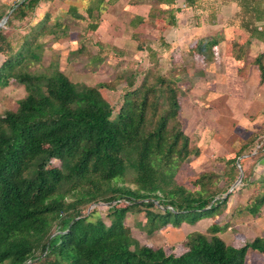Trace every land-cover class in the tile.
<instances>
[{
  "label": "trees",
  "instance_id": "trees-1",
  "mask_svg": "<svg viewBox=\"0 0 264 264\" xmlns=\"http://www.w3.org/2000/svg\"><path fill=\"white\" fill-rule=\"evenodd\" d=\"M40 1L15 2L8 8L5 26L10 20L29 17ZM215 2L233 4L237 10L225 54L244 63L237 68L238 76L254 68L257 86H261L264 0ZM160 4L167 8L161 9ZM108 5L106 0H88L84 17L73 7L67 13L76 20L86 19L90 35ZM174 5V0H155L147 14L160 41L161 32L175 24L180 6ZM181 5L193 12L205 11V0H182ZM156 17L161 26H156ZM207 18L212 24L215 12L210 11ZM135 19L141 24V18ZM48 20L44 14L22 35L16 49L0 29V89L14 82L24 91L16 108L0 115V264H245L249 251L263 257L264 235L240 246L227 245L217 236L220 229L215 224L207 228L208 237L199 232L187 234L178 253L165 245H141L132 238L124 224L127 214H141L140 229L151 237L167 227L177 229L216 218L229 197L223 196L228 188H220L218 175L211 171L198 173L190 189L173 180L180 165L199 155L179 117L181 100L187 94L186 82L180 78L187 75V69L171 60L167 74H161L150 58L142 73L122 70L95 86L71 82L52 65L46 74L31 73L25 65L38 59L37 40L46 35L58 37ZM140 40L134 38L136 50L146 48L152 57L151 49ZM222 40V32L217 31L192 42L188 54L203 62ZM252 41L260 47L245 63ZM109 50L123 55L115 47ZM78 51H84L82 45ZM117 85L122 87L112 117L114 110L99 89L113 91ZM263 135L264 129L250 133L232 158H215L224 163L228 185L236 180V167L245 160L237 162V158L260 156ZM98 204L105 206L107 224L95 208L87 212ZM263 204L264 182L258 184L244 210L255 218Z\"/></svg>",
  "mask_w": 264,
  "mask_h": 264
},
{
  "label": "rangeland",
  "instance_id": "rangeland-1",
  "mask_svg": "<svg viewBox=\"0 0 264 264\" xmlns=\"http://www.w3.org/2000/svg\"><path fill=\"white\" fill-rule=\"evenodd\" d=\"M19 1L0 0V14L5 13L3 17L6 16L7 18L10 11L8 8ZM126 1L120 0L115 5H108L98 20V26L100 24L103 25L104 21L106 25L104 24L103 30H99L97 27L96 31L90 35L86 34V25L88 23L86 19L76 20L67 13V9L73 7L76 14L84 17L83 9L87 6L88 0H42L29 17L22 21L10 20L7 26H5L4 22L2 29L12 48L16 49L22 35L37 23L44 14H48V26L54 29L58 37L53 38L50 35H46L37 40L38 48L34 49V52L37 54L38 59L37 61H27L25 65L27 71L46 74L48 66L52 65L51 67L62 72L71 82L95 86L101 82L111 80L112 76L119 74L122 70L129 73L137 71L138 73H142L148 67L149 58H147L146 53L143 51L134 50L136 43L133 39H128V29L121 33V27L115 25L114 29L110 30L111 25H109V22H112L116 18L118 22H121L125 26L126 22L131 20L134 15L140 14L144 16L148 9L147 5L151 6L155 4V0L152 2H150L151 0H133L134 3ZM180 1L174 0V6L179 7L181 5ZM135 4H138L136 8L133 7ZM159 7L161 9L167 8V6L162 4ZM204 9L203 17L208 19L207 14L210 11H214L215 18L218 19L217 25H220L216 28H209L208 32L213 33L215 29L219 27L223 29L226 26L225 28L228 31L226 32L227 41L229 42L232 38L233 30L231 28L236 24L234 22V15L237 12L236 8L233 5L230 6V4L218 5L215 0H205ZM199 12V10L193 12L180 7L179 13L176 14L180 21V27L177 29L180 31L187 29L196 32L195 21L190 16L198 15L201 17V12ZM157 20V24L155 22L156 26H161L162 21L159 18ZM230 23H232V26L228 25ZM125 27L127 28V25ZM142 29H144L146 36L141 34L142 31H139L141 35L138 37L141 40L143 39L142 41H146V47H150V49L155 51L157 49V42L159 41L155 25L154 28L151 26V28ZM110 33L117 36L115 35V38L111 37ZM138 37L137 39H139ZM141 40L140 42H142ZM186 44L190 45L189 43ZM81 45L84 48L83 52L78 51ZM110 45L116 48L125 47L127 50L122 49L123 47L121 48L124 54L123 58L112 53L109 50ZM182 45H185L184 42H182ZM259 47L260 45L257 42L253 43V47L248 49L245 63L249 62L257 54ZM187 50L186 53L188 55ZM177 53L178 50H174L169 55L160 56L161 74H167L172 61H177ZM208 54L206 55V60H208ZM224 55L227 57L225 51ZM191 58L193 59L190 60L192 62L190 67L192 71H187V75L180 78L182 82H186L187 80L184 86L187 89V94L181 100L179 117L184 134L188 137L190 145L198 148L199 155L191 157L180 165L173 180L177 185L190 189L191 181L198 173L214 172L219 177L218 186L220 188H228L223 195H229L227 203L220 211V214L214 219H203L194 225L182 224L177 229L167 227L161 229L151 237H147L140 229L143 223L141 214H127L124 220V224L130 229L132 238L139 244L151 246L165 245L176 253L180 250V244L185 240L187 234L199 232L208 237L207 228L212 224L218 226L220 231L217 233V236L227 245L240 246L243 243L250 242L255 237L264 235V204L259 210V215L255 218H252L244 210L245 205L256 192L258 184L264 182V149L259 154L260 156L256 155L245 158L246 155H243L245 157L237 161L245 159L242 162V166H237L239 169L236 167V171L238 172L237 178L229 185L224 174L226 170L224 163L215 159L216 157L224 159L232 158L239 145L243 142V139L250 132H258L264 129V84L261 88H256L255 78H253V83L249 84L253 88V105L251 106L249 104L244 105L245 103H249V101L241 103L239 98L234 96V94H237L235 86V90L231 91L228 89L227 94L223 91V100L217 102V109L219 111H215L214 114L210 111L209 107L211 104L208 96H202L203 87L201 86V80L195 79L201 77L202 69L199 67L206 60L202 62L199 58ZM1 59L2 57L0 56V61ZM176 63L180 64L178 61ZM194 63L196 64L193 65ZM121 87L122 85H117L113 91L99 89L101 96L111 104L114 110L112 117L115 115L119 105ZM212 88L210 87V89ZM191 89L192 91H190ZM205 89L208 90V87L205 86ZM248 94L250 96L251 93L249 92ZM23 95L22 86L14 82H9L6 87L1 88L0 115L4 110H14L16 108V100L20 99ZM243 108L245 109L244 112L241 111ZM262 139H264V135ZM252 154L254 155L253 151ZM238 170H240L241 174ZM242 172H244L243 175ZM239 175L240 180L242 178L246 179L244 183L239 182ZM93 208H95L101 220L107 224L103 214L105 206L100 204L90 206L87 212ZM31 264L39 263L33 262ZM245 264H264V256L261 257L255 252L249 251Z\"/></svg>",
  "mask_w": 264,
  "mask_h": 264
},
{
  "label": "crops",
  "instance_id": "crops-1",
  "mask_svg": "<svg viewBox=\"0 0 264 264\" xmlns=\"http://www.w3.org/2000/svg\"><path fill=\"white\" fill-rule=\"evenodd\" d=\"M106 1L109 2V5H115L116 3L120 2V0H115V3H114V0H106ZM152 1L153 0H151L150 2H152ZM126 2H129V0H127ZM181 2H182V0L180 1V3ZM132 3H134V2H132ZM127 4H130V3H127ZM135 5H133L134 8H136L138 4H135ZM231 5H233V4H230V6ZM150 7L151 6L147 5L148 9H147V12L144 16L137 14V15H134L131 20L126 22L125 26L127 25V28L121 22H118L116 20V18H114V20L112 22L111 21L109 22V25H111L110 30L114 29L115 25H117V26L119 25L121 27L120 32L123 33L126 29H128V31H129L128 39H133V40H134V38H137L138 36L140 37L141 34L145 35L144 29H142V28L146 29L147 27L151 28V26H152L151 21L147 19V14L149 12ZM202 14H203V11L201 12V15ZM138 17L142 19V22L139 25H137L136 19H135ZM190 17L193 18L195 21V25H196V29H197L196 32H193V30L189 31L187 29L186 30L182 29V31L177 29L178 27H180V25H179L180 21L178 19V16L175 14V24L172 27H166L161 32L160 36L162 37V40L161 41L159 40L157 42V49H155V51H153L151 49L153 56L152 57H150L151 55L148 56V53L146 52V48H144L142 50L144 53H146L147 58H149V59L152 58L156 62L157 66L159 64L158 67H161L160 56L161 55L166 56V55H169L174 50H178L177 61L181 62L182 65L185 67V69H187L188 72H191L192 70L190 69V67L192 65V62L190 60L192 58L189 56V54L187 55V53H186V50L189 48L190 45H187L186 43L191 44L192 42H194L196 40L203 39L205 37H209V36L213 35L214 33H216L217 31L218 32L221 31L223 34V40L221 42H219L217 44V46H215L211 50V52L207 56L208 60L205 59L206 60L205 63H201L203 66L200 64L199 68L202 69L201 77L195 78V79L201 80V82H202L201 83V86L203 87L202 92H201L202 96H204V95L208 96V100L211 104L209 107L210 111H212L213 113L215 111L218 112L219 109H217V107H218L217 102H219L220 100H223L222 97L224 96V94L222 92L224 91V93L227 94L226 93L227 90L228 89L231 91L235 90L234 89V86H235L237 88V94H234V96H237L241 103L249 101V103L244 104L245 106L247 104H249V106L253 105V88L250 87L249 84L251 85L253 83V78H255L256 88H261L264 84V81H263V84L261 86H259V87L257 86V72L254 68H250L246 72V74L243 71L242 73L245 74L244 77H241V75H239V76L237 75V68H243L244 63L243 62H236L232 58H230L228 56L226 57L224 55L225 44L228 42L227 41V34H226V32H228V31L226 30L227 28H225L226 26L223 29H221V27H219L218 29H215V31H213V33L212 32L210 33V32H208L209 28H216L217 26H220V25H217V22H218L217 18H215L214 22L212 24H210L208 22V20L205 19L206 17L205 18L203 17V15L201 17L198 15H191ZM103 23L106 25L105 21ZM104 24L103 25L100 24L99 26H97L99 28V30L104 28ZM139 31H142V33L139 34ZM104 35L106 36V38H108V36L106 34H104ZM109 35H111V37L115 38L116 34L113 35L112 33H110ZM136 35H137V37H136ZM99 38H100V36H99ZM114 38H111V39H114ZM139 39H141V38H139ZM114 41H117V40L114 39ZM129 41H131V40H129ZM182 42H184L185 45H182ZM253 43L254 42L252 41L251 46H250L251 48L253 47ZM134 47H135L134 50H136V45H134ZM121 48L117 47L116 49H118L119 51H122V49H125V47H123L122 49ZM148 48H150V47H148ZM125 50H127V49H125ZM168 50H169V52L170 51L171 52L169 53ZM183 51H184V54H183ZM187 52H188V50H187ZM123 56H124V54L122 56H119V57L123 58ZM177 61H174V62H177ZM195 64L196 63H194L193 65H195ZM183 76H185V75H183ZM189 77H188V79H190ZM192 79H194V78H192ZM186 82H187V80H186ZM205 86L208 87V90L205 89ZM209 86L213 87V88L210 89ZM190 91H192V89ZM249 92L251 93L250 96L248 94ZM229 96H232V95H229ZM244 108L241 110L242 112L245 111ZM250 133H257V132H250Z\"/></svg>",
  "mask_w": 264,
  "mask_h": 264
},
{
  "label": "water",
  "instance_id": "water-1",
  "mask_svg": "<svg viewBox=\"0 0 264 264\" xmlns=\"http://www.w3.org/2000/svg\"><path fill=\"white\" fill-rule=\"evenodd\" d=\"M21 1H22V0H20L19 3H20ZM15 6H16V5H15ZM10 12H11V10L8 12V14H9ZM5 20H6V16L3 17V18L0 20V29L2 28V25H3V23L5 22ZM243 157H245V156H241V157L237 158V161H238L240 158H243ZM239 173L241 174L240 170H239ZM239 178H240V175L238 176V180H240Z\"/></svg>",
  "mask_w": 264,
  "mask_h": 264
},
{
  "label": "built area",
  "instance_id": "built-area-1",
  "mask_svg": "<svg viewBox=\"0 0 264 264\" xmlns=\"http://www.w3.org/2000/svg\"><path fill=\"white\" fill-rule=\"evenodd\" d=\"M180 7H182V5H180Z\"/></svg>",
  "mask_w": 264,
  "mask_h": 264
}]
</instances>
